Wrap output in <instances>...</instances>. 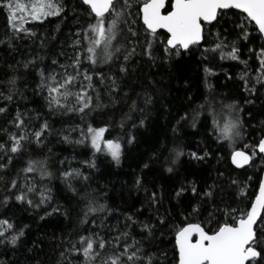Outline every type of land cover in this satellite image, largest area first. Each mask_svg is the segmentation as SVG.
Returning <instances> with one entry per match:
<instances>
[{"label": "trees", "instance_id": "trees-1", "mask_svg": "<svg viewBox=\"0 0 264 264\" xmlns=\"http://www.w3.org/2000/svg\"><path fill=\"white\" fill-rule=\"evenodd\" d=\"M59 2L63 5L59 16L26 23L25 27L33 35L14 32L7 9L0 8V93H3L0 107L6 108L0 113V144L10 147L9 137L16 133L29 137V141L22 142L20 152L11 154V163L7 155L0 153V163L7 165L0 169V220L8 219L17 230H24L15 245L6 240L0 243V264H86L82 252L72 250L73 244L79 247L80 236L95 233L112 240L124 231L129 235L120 237L121 246L138 241L136 247L153 255L154 264H175L174 230L170 223L182 220L191 210L190 205L200 201L207 215L214 205L236 207L241 199L247 202L258 192L264 169L262 155L253 156L251 164L244 168L236 167L231 157L237 149L251 154V148L244 146L255 145L264 137V86L256 81L259 61L249 52V49L258 52L264 39L254 28L249 29L248 40L240 39L232 32L231 20L235 17L229 15L222 25L208 26L210 33H205L199 50L171 61L158 58L153 62L144 55L141 36L136 55L125 65L127 72L122 73V59L92 65L85 58L87 41L83 33L88 23L94 22L88 6L82 0ZM132 5L131 11L135 14L139 7L137 0H132ZM133 19L136 24L131 26L140 28L141 18L134 15ZM224 28L230 33L228 42L237 41L240 60L247 61V65L240 60H221L219 53H207L206 60L201 55L204 48L215 45V32ZM77 40L79 45L75 43ZM77 53L81 54L79 71L92 76L95 90L90 89L89 93L93 96V108L85 109L84 113L52 111L40 72L45 77L58 74V78L65 69L72 73L71 65ZM205 67L212 72L206 73ZM97 73H103L104 83L99 82ZM244 73H247L248 88L254 85V91L245 89L241 79ZM13 78L14 85L10 83ZM112 78L118 85L114 91L108 87ZM80 83L86 86L88 82L81 76ZM145 93L152 98L150 104L144 102ZM8 95L12 96L11 100L6 98ZM68 103L71 106L74 100ZM97 103L101 106L95 107ZM233 104L234 108L226 107ZM17 114L24 120L21 129L13 123ZM185 114L187 119L181 120ZM236 116L242 121L241 135L236 140L237 147L232 148L229 139L219 131L218 122L227 119L230 123ZM45 122L49 127L38 144L32 134ZM88 124L106 127L105 139H119L122 152L119 164L106 151L94 152L90 142L81 145L63 140L72 128L78 130L71 133V139H79V128H86ZM173 128L177 131L173 132ZM132 137L134 141L128 143ZM161 145L178 146L184 155L175 165H169L164 160L167 152L159 159L154 155ZM191 152L204 158L194 159ZM45 158L52 173L50 177L41 179L38 174L23 171L30 159ZM85 161H94L96 166L90 167ZM145 163L149 164L148 168L143 167ZM168 166L173 167L171 173L166 171ZM71 169H78L88 177L71 181L75 192L68 188L61 175ZM137 178L141 179L139 187L134 183ZM13 180L17 181L16 188L11 187ZM27 186H34V191L27 193L32 205L15 199L21 191L26 192ZM193 186L199 196L191 191ZM182 187L185 191L177 196ZM210 188L214 196L203 197ZM239 188H244L248 195L241 198ZM153 192L159 199L155 204L150 203ZM42 194L50 199L41 203ZM90 201L95 206L104 205V211L85 216ZM130 215L137 223L127 220ZM161 215L166 218L164 225L158 220ZM144 223L155 225L152 235L143 230ZM126 224L130 227L125 228ZM11 234L6 233L9 238ZM113 251L109 245L100 257L87 264H103Z\"/></svg>", "mask_w": 264, "mask_h": 264}, {"label": "snow or ice", "instance_id": "snow-or-ice-1", "mask_svg": "<svg viewBox=\"0 0 264 264\" xmlns=\"http://www.w3.org/2000/svg\"><path fill=\"white\" fill-rule=\"evenodd\" d=\"M82 4L88 6L89 16L94 22H89L83 33V39L87 41L85 58L92 64L99 62L110 63L122 59L124 64L120 65V72H127L125 65L136 55V48L139 45L141 36L144 37V55L149 60L164 59L171 61L185 54H191L195 50H199L202 42L205 41V33L209 32L208 26H220L225 22V18L229 15L235 18L231 20L232 32L242 40H248L250 28H254L264 37V0H137L139 5L137 12L134 14L132 9V0H82ZM0 8L7 9L8 22L16 33L24 32L33 35L31 30L24 27L29 21H42L47 17L59 16L63 11V5L59 0H0ZM235 10V11H234ZM139 16L142 20L140 28H134L131 25L136 24L133 16ZM126 27V31H125ZM229 31L224 28L222 31L215 32L216 43L211 48H204L201 55L206 60L207 53H219L221 60H240V47L237 41L228 42ZM79 36L80 34L77 33ZM80 44V40L75 42ZM128 45H131L129 48ZM159 52L160 56L155 55ZM256 59L259 61V67L256 71L259 75L256 77L257 83L264 86V44L259 46V51L249 49ZM81 54L77 53L71 67L73 72L69 73L65 69L62 77L58 78V74L44 76L41 70L40 75L42 84L48 90V106L52 111L63 109L68 112L84 113L85 109L93 108V96L89 90L93 91L92 76L86 71H79L81 65ZM241 63L247 65V61L240 60ZM29 63H32L31 61ZM55 63V61L53 62ZM28 67V64H25ZM61 67H64L63 65ZM206 73H211L212 69L205 67ZM100 77V83H104L103 73H97ZM87 81V85L80 83V78ZM247 73L241 76L244 80L245 89L254 91L255 87L248 88ZM15 84V78L10 81ZM110 90H115L118 85L115 78H112L111 84L108 86ZM78 88V91L74 89ZM3 96V93H0ZM12 99L11 95L6 97ZM98 102L99 94L95 97ZM74 100L69 106L68 101ZM63 101V103H62ZM145 104L152 102L151 96L145 93ZM97 103L95 107H100ZM228 108H234L235 104L227 105ZM6 111L5 107H0V113ZM141 111H143L141 109ZM187 114L181 117L186 120ZM16 128L21 129L24 126V120L20 114H17L13 121ZM179 123V121H177ZM144 124L141 119L140 125ZM135 126V125H134ZM193 127H195V119L193 118ZM218 126V125H217ZM242 121L236 116L222 130V135L232 140L241 135L240 128ZM47 122L41 125L39 131H35L32 135L38 144L42 143L41 136L44 130L48 128ZM77 128L69 130L68 135L63 136V140L68 143L85 144L90 142L94 152L106 151L116 164L121 159V143L119 139H105L106 127H93L88 124L86 128H79V139L72 140L71 133L76 132ZM177 129L173 128V132ZM135 137L128 140L132 143ZM11 146L0 144V153H4L8 157V163L12 161V155L21 151L22 142L29 141V137L16 133L9 137ZM245 148H251V155L243 150H234L232 152V163L237 167H243L248 164L253 156L264 154V138H261L255 145H245ZM167 152L168 156L164 160L169 165H175L179 158L184 155L180 147L168 148L161 145L154 151L157 159L164 156ZM10 153V154H9ZM194 159H203L196 152L190 153ZM207 153H205V156ZM63 163V161H61ZM90 167H95L94 161H85ZM7 165L0 163V169L6 168ZM144 168H148L149 164L145 163ZM25 173L38 174L41 179L50 177L52 173L48 170L47 159H30L26 167L23 169ZM166 171L171 173L172 166H168ZM62 178L67 182L68 188L75 192L71 181L82 177L87 180V176H83L78 169L64 171ZM27 178V177H26ZM137 187L141 184V179L134 181ZM236 184V181H233ZM11 187H17V181L11 182ZM34 191V186H27L26 192L21 191L15 195L17 201H26L29 205L33 204L31 199H27V193ZM185 189L177 193L179 196ZM191 191L194 195L199 196L197 188L193 186ZM238 195L243 198L248 194L244 188H239ZM214 196L213 190L210 188L203 193V197L211 199ZM255 198H249L247 202L241 199L236 207L232 204L214 205L211 211H207L200 201L190 205V211L178 222L172 221L170 227L174 230V249L176 255L175 264H264V180L259 182L258 192L254 194ZM8 197H5L7 202ZM50 199V196L42 194L41 203ZM159 199L155 192L151 193L150 203H158ZM223 203V202H222ZM242 205V206H241ZM37 207L39 205H36ZM104 205L95 206L90 201L87 206L85 216L89 213L104 211ZM59 211V209H53ZM158 211V209H157ZM127 220L132 224L137 223L133 216H128ZM159 223H166L165 216H158ZM215 224L213 228L212 225ZM130 227L126 224L125 228ZM143 230L148 235H152L155 225L144 223ZM0 243L5 240L15 245L19 238L24 235V230H17L13 223L8 219L0 220ZM12 233L10 238L6 233ZM128 232H121L112 240H106L98 234L90 236H80L78 245L73 244L72 250L82 252L85 262L100 257L101 253L112 245L114 251L106 259L103 264H154V257L145 253L140 247H136L139 243L134 241L133 244L127 243L121 246L120 237H127ZM63 255V254H62Z\"/></svg>", "mask_w": 264, "mask_h": 264}, {"label": "rangeland", "instance_id": "rangeland-1", "mask_svg": "<svg viewBox=\"0 0 264 264\" xmlns=\"http://www.w3.org/2000/svg\"><path fill=\"white\" fill-rule=\"evenodd\" d=\"M25 25H26V23L24 24V27H25ZM222 117H224V116H222ZM230 117H231V116H230ZM233 119H234V118H233ZM233 119H231V121H232ZM228 120H229V119H228ZM231 121H230V122H231ZM218 124H220V126H219V127H220L219 131H220L221 134H222V130L225 128V126H226L227 124H229V122L227 121V119H224V120H222V121H219ZM222 136H224V135H222ZM224 137H226V136H224ZM227 139H228V138H227ZM236 140L239 141V140H238V137H235V138L232 139V140L229 139L232 148H236V147H237V146H236V145H237Z\"/></svg>", "mask_w": 264, "mask_h": 264}, {"label": "water", "instance_id": "water-1", "mask_svg": "<svg viewBox=\"0 0 264 264\" xmlns=\"http://www.w3.org/2000/svg\"><path fill=\"white\" fill-rule=\"evenodd\" d=\"M263 39H264V37H263ZM203 43V42H202ZM1 131V130H0ZM264 138V137H263ZM237 150H243V149H237ZM243 151H246V150H243ZM247 152V151H246ZM249 155H251L249 152H247ZM262 155V157H263V162H264V154H261ZM231 160H232V157H231ZM251 162H252V159L249 161V163L248 164H245V165H243V167H238V168H244V167H247V166H249L250 164H251ZM235 165V164H234ZM236 167H237V165H235ZM261 180H264V169H263V174H262V178H261Z\"/></svg>", "mask_w": 264, "mask_h": 264}]
</instances>
